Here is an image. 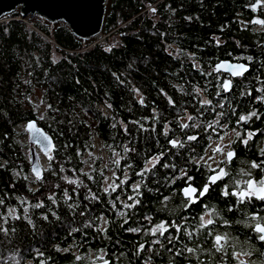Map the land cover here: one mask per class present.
Returning <instances> with one entry per match:
<instances>
[{
    "label": "trees",
    "instance_id": "trees-1",
    "mask_svg": "<svg viewBox=\"0 0 264 264\" xmlns=\"http://www.w3.org/2000/svg\"><path fill=\"white\" fill-rule=\"evenodd\" d=\"M257 18L264 0H108L102 40L19 9L0 18V264H180L203 255L201 205L188 206V237L165 234L160 248L152 230L181 220V191L204 182L214 140L240 132L234 173L251 174L260 158L264 133L239 143L253 125L264 130ZM222 61L249 71L216 72ZM30 121L53 144L40 152L41 179L30 166Z\"/></svg>",
    "mask_w": 264,
    "mask_h": 264
},
{
    "label": "flooded vegetation",
    "instance_id": "flooded-vegetation-1",
    "mask_svg": "<svg viewBox=\"0 0 264 264\" xmlns=\"http://www.w3.org/2000/svg\"><path fill=\"white\" fill-rule=\"evenodd\" d=\"M249 134H247L246 139H239V143L241 146L246 145L244 143L247 140V144L253 143L256 141L255 137H259L264 130H260V126H255ZM236 135H232V141L229 144L224 143L223 149L226 148L224 152L226 154L225 157H221L220 161L216 165H210L209 162L206 163L207 155L210 152H214L216 148H213L204 156V169L208 170L207 175L205 176L204 182L200 187L195 185H187L183 188L182 196L187 202V206L184 207L182 211L183 216L181 220L178 222L175 218H172L170 221L161 219L156 221L154 228L157 227L159 224H164L165 227L168 229L165 234H168V238L171 237L173 239H180L182 234L186 237L189 236V233H192V221L190 216H187V210L189 209L188 206L194 205H201L200 209V220L203 217V221L201 220V228L205 232V236L200 244L202 247L203 255L197 257L194 256H187L182 257L183 263L180 264H237V261L233 258L234 251H240L241 249L244 252H249V256H244L243 259L247 260L249 264H264V244H262L256 237L257 234L253 231L254 224L256 221L252 220L253 216H260L264 218V201H259L253 199L251 202L240 203L237 200V197L231 195L232 192L238 191L239 188H246L245 181L250 179L259 181L260 179H264V141L263 139L257 140L256 142V151L258 156L260 157L256 163L260 165V168H253L251 164V169L253 172L249 175H244L240 173H234L235 170L240 166V164L235 163V160L238 155L237 145H235L237 138L241 137L240 132L236 131ZM251 134V138L249 139V135ZM227 135V134H226ZM225 135V136H226ZM225 139V138H224ZM222 141L214 140L212 144L216 143L219 147H221ZM228 145L227 147H225ZM212 147V145H211ZM221 149V148H220ZM222 150V149H221ZM228 152H234L235 155L232 157L231 161L227 158ZM223 169L226 175L222 178H219L215 183L209 184V177H212L219 173V171ZM261 171L257 173L256 171ZM208 185V192L204 196H200V191L203 190L205 185ZM188 186H193L197 189L196 197L198 202L197 203H190L189 200L184 195V189ZM227 190L229 195L225 196L223 193ZM217 194V195H216ZM220 199V200H219ZM228 209V210H227ZM228 211V213H227ZM212 213V216L209 217L206 213ZM235 213V219L233 220L229 213ZM212 218L215 221V224L205 227L204 221L207 219ZM224 221L228 223L225 224ZM264 223V219L260 221ZM176 226H179V231L176 230ZM227 233L232 238L233 247H229L227 249V254L217 252L215 248L212 246L214 243V236L216 234H225ZM164 234V235H165ZM164 235L158 237L155 241L159 240L160 243H155L158 247L165 246L164 244ZM190 253L189 251H186ZM192 259H195L192 261ZM174 261V260H172ZM168 264H176L175 262H168Z\"/></svg>",
    "mask_w": 264,
    "mask_h": 264
},
{
    "label": "water",
    "instance_id": "water-1",
    "mask_svg": "<svg viewBox=\"0 0 264 264\" xmlns=\"http://www.w3.org/2000/svg\"><path fill=\"white\" fill-rule=\"evenodd\" d=\"M107 3L108 0H0V18L7 13L19 9L23 16L37 15L52 23L62 21L66 23L79 38L88 40L101 36L106 16ZM261 5L262 2L259 1L253 6V8L258 10ZM257 21L262 20L257 18L253 20V23L256 25L261 24L257 23ZM221 65H224V67H220ZM239 65H245L249 71V66L247 64L231 61H222L218 63L214 69L216 72H223L235 78L238 76L232 75V68ZM30 124L34 125V127L29 128ZM26 130L29 133V142L31 145L29 159L32 173L36 175V172L34 171V169H36L42 174L44 166L41 161L40 152L42 151L45 154H49L53 144L50 139V144L49 140L44 139L47 134L35 121L28 122ZM36 146H39L40 151ZM106 262L109 264V261H96L91 264H106Z\"/></svg>",
    "mask_w": 264,
    "mask_h": 264
},
{
    "label": "snow or ice",
    "instance_id": "snow-or-ice-1",
    "mask_svg": "<svg viewBox=\"0 0 264 264\" xmlns=\"http://www.w3.org/2000/svg\"><path fill=\"white\" fill-rule=\"evenodd\" d=\"M257 23L264 24V21H257ZM249 59H251V58H249ZM220 67H224V65H221ZM247 71H248V68L245 65L235 66V67L232 68V75L240 76V75H243ZM222 87L226 91L227 90H231V87H232L231 81L225 82L222 85ZM203 103L208 104L210 102L209 101H204ZM252 115L255 116L256 113H252ZM250 118L251 117H241V120H248ZM189 119L191 120L192 117H189ZM188 126H189L188 124H184L183 125L184 128H187ZM32 127H34V125L30 124L29 128H32ZM250 138H251V134L249 135V139ZM44 139L45 140H49V138L47 136H45ZM189 139L190 140H195L196 137L195 136H190ZM50 143L51 142L49 140V144ZM170 143H172L173 146H178V147H182L183 146L182 144L178 145L177 142L174 141V140L170 141ZM244 143L247 144V140H245ZM46 147H47V145H46ZM217 151H220V149H217ZM234 155H235L234 152H228L227 153L228 160L231 161V159H232V157ZM51 158L52 157L49 155V159H51ZM252 167L253 168H260V165H258L256 163H253ZM34 171L36 172L37 179H41L42 176H41V173L39 172V170L34 169ZM145 171H148V169H145ZM143 174H144L143 172L139 173V175H143ZM224 175H226V173L224 172L223 169H221L219 171V173H217L216 176L209 177V184L215 183L217 181V179L222 178ZM249 175H250V173H249ZM189 179L191 180L192 178L189 177ZM69 182L70 183H76L75 181H69ZM245 184H246V188H239L238 191L232 192L231 195L237 197V200L240 203L251 202L253 199L259 200V201H264V179H260L259 181L250 179L248 181H245ZM115 187H118V185L114 186L113 190H115ZM134 190L139 192V186L137 185ZM207 192H208V185L206 184L203 187V190L200 191L199 195L202 197ZM196 193H197V189L194 188V187H191V186H189L187 189L184 190V195L189 200L190 203H197L198 202L197 197H196ZM223 194L225 196L229 195L227 190H225ZM65 195H67V192L65 193ZM95 198L96 197L93 196V199H95ZM50 199H51V197H50ZM129 199L130 200H134L135 198L134 197H129ZM53 202H55V201H53ZM136 203H139V201H136ZM42 206H43L42 204L33 205V207H36V208H39V207H42ZM125 207L126 208L135 207V204H131V205L125 204ZM25 212H27V209H25ZM81 214H83V213H81ZM53 215H55V213H53ZM121 215L123 216L124 213H121ZM206 215L211 217L212 213L209 212V213H206ZM20 218L21 217H19V216L15 217V219H20ZM44 219H47V217L45 216ZM203 219L204 218L201 217L202 221H203ZM251 219L256 221L254 226H252L253 227V231L257 234L256 238L262 244H264V223L260 222L264 218H262L260 216H253ZM28 222L30 224L32 223L31 220H29ZM224 223L227 224L228 222L224 221ZM213 224H215V221L212 218H209L206 221H204V226L205 227L213 225ZM128 230L132 231V232H138L139 231V229H135V228H130ZM176 230L177 231L180 230L179 226H176ZM167 231H168V229L165 227L164 224H159V225H157V227L155 229L152 230V234L156 235L157 233H159V235L163 236L165 234V232H167ZM189 235H191V234L189 233ZM168 239L171 240V237H169ZM155 243H160V241L157 240V241H155ZM212 246L215 248V250L217 252L227 254V249L229 247H233L232 238L227 233H225V234H216L214 236V243H213ZM188 251L192 252L194 250L190 248V249H188ZM249 255H250L249 252H244L242 249L240 251H234L233 252V258L237 261V264H249V262L247 260L243 259L244 256H249ZM106 264H107V262H106Z\"/></svg>",
    "mask_w": 264,
    "mask_h": 264
},
{
    "label": "rangeland",
    "instance_id": "rangeland-1",
    "mask_svg": "<svg viewBox=\"0 0 264 264\" xmlns=\"http://www.w3.org/2000/svg\"><path fill=\"white\" fill-rule=\"evenodd\" d=\"M2 18V17H1ZM22 20H24V18H22ZM98 40H102L104 39L103 35L101 34V36L97 37ZM190 116H188L189 118ZM26 126V125H25ZM232 135H236L235 131L231 132V133H228L226 136H225V139H223V142L221 143V147H219L218 145H216V143L212 144V148H216L214 152H210L208 155H207V158H206V163L209 162L210 165H216L218 164V162L220 161L221 157H225L226 154L224 153L226 151V148L223 149V144L224 143H227L229 144L230 141H232ZM228 145H226L225 147H227ZM222 150H221V149ZM217 149H220V151H217ZM41 161H42V164L43 166H46L47 163L45 161V159H43V156L41 155ZM155 160H152L150 162V165H152L154 163Z\"/></svg>",
    "mask_w": 264,
    "mask_h": 264
}]
</instances>
